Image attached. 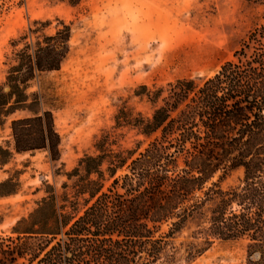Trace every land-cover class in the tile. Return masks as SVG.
I'll return each mask as SVG.
<instances>
[{
	"label": "rangeland",
	"instance_id": "obj_1",
	"mask_svg": "<svg viewBox=\"0 0 264 264\" xmlns=\"http://www.w3.org/2000/svg\"><path fill=\"white\" fill-rule=\"evenodd\" d=\"M262 25L264 0H0L4 92L9 68L18 63L16 53L30 52L43 35L64 26L70 31L60 68L36 72L26 87L27 107L0 115V183L11 182L0 188V239H14L17 222L50 191L65 205L63 213L82 214L92 200L87 201L88 193H75L77 177L67 173L83 158L96 157L101 174L89 178L98 179L105 190L153 138L141 133V120L151 118L168 85L178 79L201 85L234 60L250 31ZM44 111L51 112L60 137L57 160L44 149L18 153L14 148L11 122ZM119 158L125 163L111 176V162ZM242 178L241 167L219 170L204 186L216 183L225 190L240 185ZM210 205L206 202L164 238L160 260L152 264H249L247 237L208 235ZM169 227L168 222L158 225L154 237ZM13 264H29L27 256Z\"/></svg>",
	"mask_w": 264,
	"mask_h": 264
},
{
	"label": "trees",
	"instance_id": "obj_2",
	"mask_svg": "<svg viewBox=\"0 0 264 264\" xmlns=\"http://www.w3.org/2000/svg\"><path fill=\"white\" fill-rule=\"evenodd\" d=\"M69 39L64 26L43 35L30 52L16 53L18 63L6 76L8 91L0 89V115L27 107L28 81L36 72L60 68ZM234 57L199 86L191 79L168 85L151 118L141 120V133L153 138L105 190L98 179L89 178L101 174L98 159L83 158L67 176L77 177L75 193H88L92 202L70 217L50 191L17 222L14 239H0V264L26 256L29 264H137V258L140 264L156 263L164 238L206 202L211 204L208 235L247 237L249 264H264V25L250 31ZM11 134L18 153L44 149L51 160L59 158L60 137L51 112L13 120ZM120 163L125 161L111 162V176ZM238 167L243 178L237 187L224 190L211 183L205 188L217 171ZM10 183L1 182L0 188ZM165 222L168 232L154 237V229Z\"/></svg>",
	"mask_w": 264,
	"mask_h": 264
}]
</instances>
